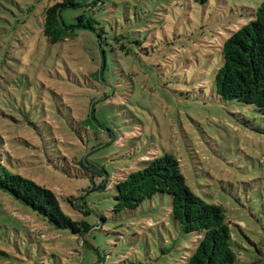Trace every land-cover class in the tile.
<instances>
[{
  "label": "rangeland",
  "instance_id": "1",
  "mask_svg": "<svg viewBox=\"0 0 264 264\" xmlns=\"http://www.w3.org/2000/svg\"><path fill=\"white\" fill-rule=\"evenodd\" d=\"M62 1L0 0V172L51 189L91 228L56 229L0 189V264H183L198 239L170 195L113 211L117 180L165 153L225 209L237 264H264V114L213 85L221 39L264 0H75L64 21L95 20L50 43L44 8Z\"/></svg>",
  "mask_w": 264,
  "mask_h": 264
},
{
  "label": "trees",
  "instance_id": "2",
  "mask_svg": "<svg viewBox=\"0 0 264 264\" xmlns=\"http://www.w3.org/2000/svg\"><path fill=\"white\" fill-rule=\"evenodd\" d=\"M103 0H92L99 4ZM204 5L208 0H193ZM80 5L75 0H63L44 8L43 34L50 43L60 42L87 29L95 20L78 16V23L67 24L61 10ZM249 19L231 30L219 43L221 65L215 70L213 85L223 101L235 100L250 105L264 114V1L254 9ZM89 29V28H88ZM92 31V28H90ZM81 168L102 177L98 188H105L104 170L81 163ZM0 189L56 229H68L72 234L88 233L91 226L85 221L73 220L61 208L56 194L49 188L11 173L0 172ZM113 211L135 209L156 194L171 197L170 214L184 233H195L198 242L183 264H237L230 222L225 209L207 202L187 185L178 159L169 153L157 155L143 168L131 171L115 184ZM74 205V197H68ZM75 206V205H74ZM88 211V210H86Z\"/></svg>",
  "mask_w": 264,
  "mask_h": 264
}]
</instances>
